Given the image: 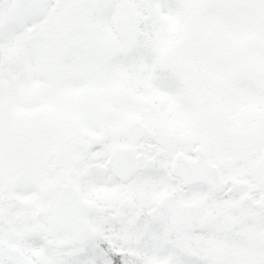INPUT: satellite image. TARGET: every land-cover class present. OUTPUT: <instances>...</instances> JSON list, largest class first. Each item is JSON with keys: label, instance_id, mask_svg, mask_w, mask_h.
<instances>
[{"label": "rangeland", "instance_id": "1", "mask_svg": "<svg viewBox=\"0 0 264 264\" xmlns=\"http://www.w3.org/2000/svg\"><path fill=\"white\" fill-rule=\"evenodd\" d=\"M52 2L0 0V111L8 126L0 150L3 140L18 151L20 144H32L29 134L46 121L56 134L82 137L84 146L100 155L105 129L106 147L126 141L117 135L128 127L132 112L125 104H141L154 114L143 118L166 121L170 109L202 101L195 88H217L228 96L225 101L235 100L236 91L242 101H264V0H73L51 19L52 26L29 41L28 27L45 19ZM120 33L128 39L122 41ZM146 128L156 130L160 138L153 140L163 145L167 123ZM141 162L130 218L120 222L107 213L119 184L92 172L90 185L79 184L96 191L88 240L62 249L61 237L35 236V222L28 217L11 223L1 219L0 264H114L115 259L120 264H206L197 256L202 249L233 248V237L224 233L223 239L219 228L174 236L166 215L155 207L157 198L175 186L168 180L167 154L144 155ZM37 188L25 174L15 183L27 211L40 204Z\"/></svg>", "mask_w": 264, "mask_h": 264}, {"label": "flooded vegetation", "instance_id": "2", "mask_svg": "<svg viewBox=\"0 0 264 264\" xmlns=\"http://www.w3.org/2000/svg\"><path fill=\"white\" fill-rule=\"evenodd\" d=\"M17 1L12 0L13 4ZM68 4L69 2L65 3L60 12L51 19L62 15ZM48 12L47 9L45 17ZM51 19L46 27L37 29L28 39L34 40L36 33H44L52 26ZM38 24L40 23L33 26ZM124 27L126 36L129 37V29L126 25ZM251 89L252 91H247L253 94L254 88ZM210 94L211 96L206 93L209 97L202 102L178 105L183 108L177 110L178 112L172 109L168 113L170 118L166 121L143 118L154 114L151 110L141 108V104L124 105L132 107V112L127 113L128 127L123 130V127L120 128L121 132H117V135H123L126 141L115 145L129 146L130 158L137 159L140 164L139 172L124 183L110 173L108 161L113 145L106 147V129L103 135L105 148L100 155H97L100 152L84 146L82 137L76 135L75 139H70L65 134H56L46 121L47 134L41 133L36 126L35 134H29L26 139L33 143L26 146L20 144L19 151L12 145V141H9V145L8 140H3L5 144L2 146L3 150H0V220L11 223L17 216L28 217L35 222L33 228L41 226L43 234L39 238L51 241L61 237L64 239L60 244L62 249L77 248L78 244L73 242L72 234L63 232L49 236L54 196L62 197L67 189L76 190L91 209L86 215L89 224L91 214L95 212L90 199L94 198L91 195L94 196L96 191L82 188L79 184L90 185L88 180L92 172L103 174L115 187V182L119 184V196L107 209L108 212L105 209L103 214L111 213L118 221H125L126 219L116 217V208L119 202L129 200L132 210L128 218L132 216L136 204L134 198L140 190L138 175L143 167V156L152 159L165 152L169 161L166 166L168 180L172 185L175 184L166 192L177 193L178 201L190 204L193 216L190 229L178 236L171 233L176 237L197 233L206 235L207 230L219 228L223 234L233 237V248L223 245L208 247L206 250L202 249L203 252L197 255L198 258H204L206 264H264V101L245 102L240 96H236L234 101H213V98L220 99L219 96H212L213 94L222 93ZM261 97L264 100V89ZM254 99L252 98L253 101ZM5 118V113L0 111L2 138L8 136ZM164 122L168 128L167 135L160 140L162 145L153 140V137L160 138L155 134L156 130L146 127L163 126ZM162 132L166 133V130L162 129ZM129 135L131 138H127ZM177 155H181L186 161L200 159L199 172L202 174L206 171H217L218 189L214 192L206 182L183 188L180 180L169 173ZM23 174L38 187L36 191L40 204L37 206L42 215L39 222L34 218L37 206L27 211L15 194V183L20 181ZM132 183L135 184L132 186L134 189L128 188ZM184 195H193L194 198L185 199ZM225 234L223 239L227 238Z\"/></svg>", "mask_w": 264, "mask_h": 264}, {"label": "water", "instance_id": "3", "mask_svg": "<svg viewBox=\"0 0 264 264\" xmlns=\"http://www.w3.org/2000/svg\"><path fill=\"white\" fill-rule=\"evenodd\" d=\"M66 0H55L53 8L48 15L49 17L60 10L62 4ZM48 20L44 22L46 25ZM46 124H41V130L46 131ZM129 149L124 147H113L110 152V167L114 176L121 181L128 180L139 168L136 159L130 158ZM200 159L196 161H186L177 155L174 164L171 167V173L178 178L183 188H188L193 184L206 182L208 186L215 192L217 187V171H206V173L199 172ZM49 188V187H48ZM54 196L55 205L48 228L49 236L66 232L67 234L73 233L75 242H82L88 233V227L84 216L88 212V208L83 205L78 199L77 194L69 191H64V195L60 198ZM158 207L163 209L170 216L171 230L180 235L188 230L190 223L193 220L192 210L190 204H184L178 201L176 193H170L162 197L158 201ZM130 213L129 203L120 204L118 206V216L121 219L126 218ZM41 211L38 210L36 217L37 220L41 219ZM35 232L42 235V228L37 225Z\"/></svg>", "mask_w": 264, "mask_h": 264}]
</instances>
